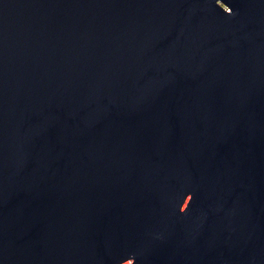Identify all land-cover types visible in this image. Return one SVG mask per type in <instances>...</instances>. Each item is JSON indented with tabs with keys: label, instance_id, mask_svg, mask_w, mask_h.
I'll use <instances>...</instances> for the list:
<instances>
[{
	"label": "water",
	"instance_id": "water-1",
	"mask_svg": "<svg viewBox=\"0 0 264 264\" xmlns=\"http://www.w3.org/2000/svg\"><path fill=\"white\" fill-rule=\"evenodd\" d=\"M0 264H264V0H0Z\"/></svg>",
	"mask_w": 264,
	"mask_h": 264
}]
</instances>
